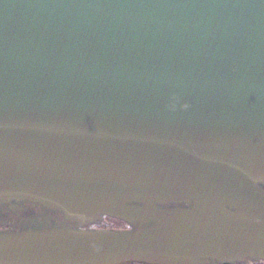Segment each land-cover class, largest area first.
<instances>
[{"label": "water", "instance_id": "water-1", "mask_svg": "<svg viewBox=\"0 0 264 264\" xmlns=\"http://www.w3.org/2000/svg\"><path fill=\"white\" fill-rule=\"evenodd\" d=\"M263 261L264 0H0V264Z\"/></svg>", "mask_w": 264, "mask_h": 264}, {"label": "flooded vegetation", "instance_id": "flooded-vegetation-1", "mask_svg": "<svg viewBox=\"0 0 264 264\" xmlns=\"http://www.w3.org/2000/svg\"><path fill=\"white\" fill-rule=\"evenodd\" d=\"M107 223L109 224V228L113 227V228H119V227H124V225L121 222H117L114 221L112 219H107ZM254 264H264L263 262H258V263H254Z\"/></svg>", "mask_w": 264, "mask_h": 264}]
</instances>
